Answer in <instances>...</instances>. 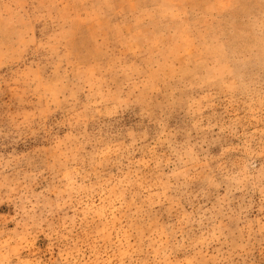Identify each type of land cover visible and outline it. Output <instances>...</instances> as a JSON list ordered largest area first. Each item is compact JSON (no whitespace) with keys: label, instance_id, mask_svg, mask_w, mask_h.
<instances>
[{"label":"rangeland","instance_id":"obj_1","mask_svg":"<svg viewBox=\"0 0 264 264\" xmlns=\"http://www.w3.org/2000/svg\"><path fill=\"white\" fill-rule=\"evenodd\" d=\"M0 264H264V0H0Z\"/></svg>","mask_w":264,"mask_h":264}]
</instances>
